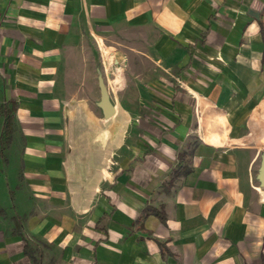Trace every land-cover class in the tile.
Returning a JSON list of instances; mask_svg holds the SVG:
<instances>
[{"label": "crops", "instance_id": "1", "mask_svg": "<svg viewBox=\"0 0 264 264\" xmlns=\"http://www.w3.org/2000/svg\"><path fill=\"white\" fill-rule=\"evenodd\" d=\"M263 157L264 0H0V264H264Z\"/></svg>", "mask_w": 264, "mask_h": 264}, {"label": "water", "instance_id": "2", "mask_svg": "<svg viewBox=\"0 0 264 264\" xmlns=\"http://www.w3.org/2000/svg\"><path fill=\"white\" fill-rule=\"evenodd\" d=\"M99 85L101 89V100L99 102V106L103 109L105 117L110 118L115 114L116 111H115V107L113 106L110 100L108 88L102 76L99 77ZM259 179L262 181V184L264 186V157H263L262 167L260 170Z\"/></svg>", "mask_w": 264, "mask_h": 264}, {"label": "rangeland", "instance_id": "3", "mask_svg": "<svg viewBox=\"0 0 264 264\" xmlns=\"http://www.w3.org/2000/svg\"><path fill=\"white\" fill-rule=\"evenodd\" d=\"M100 74H102V73H100ZM126 74H130V69L127 67L117 78H116V80H114V81H112L111 82V85H113V86H117L118 84H119V80L122 78V77H124V75H126ZM115 75V70H112L111 71V73H110V75L108 74L107 76H102V75H100V76H102L103 78H104V81H105V83L107 84V81H108V79H109V77L108 76H114ZM110 100H111V102L112 103H116L117 101L115 100V99H111L110 98Z\"/></svg>", "mask_w": 264, "mask_h": 264}, {"label": "trees", "instance_id": "4", "mask_svg": "<svg viewBox=\"0 0 264 264\" xmlns=\"http://www.w3.org/2000/svg\"><path fill=\"white\" fill-rule=\"evenodd\" d=\"M8 118V124H7V128L6 129H8L9 130V128L11 127L10 125H11V123H10V117H7Z\"/></svg>", "mask_w": 264, "mask_h": 264}]
</instances>
